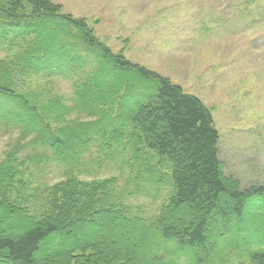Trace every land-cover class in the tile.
<instances>
[{
  "label": "trees",
  "instance_id": "trees-1",
  "mask_svg": "<svg viewBox=\"0 0 264 264\" xmlns=\"http://www.w3.org/2000/svg\"><path fill=\"white\" fill-rule=\"evenodd\" d=\"M0 46L10 62L18 53L27 75L74 78L71 106L90 119L73 124L71 106L35 104L0 79V124L19 128L0 160V264H264V185L241 190L223 173L219 133L198 96L113 53L51 0H0ZM7 60L0 70L12 74ZM29 144L61 165L90 144L108 159L122 153L123 184L84 180L71 164L57 181L36 183L26 164L43 159ZM139 197L154 211L128 202Z\"/></svg>",
  "mask_w": 264,
  "mask_h": 264
},
{
  "label": "rangeland",
  "instance_id": "rangeland-1",
  "mask_svg": "<svg viewBox=\"0 0 264 264\" xmlns=\"http://www.w3.org/2000/svg\"><path fill=\"white\" fill-rule=\"evenodd\" d=\"M51 1L61 5L63 15L84 18L95 37L113 53L168 76L184 91L198 96L209 108L219 133L223 173L237 179L241 190L264 185V0ZM15 49L18 47L12 50ZM17 54L10 62L0 46V65L7 60L9 65L3 66L10 69L12 64L16 68L12 74L0 70L3 82L13 81L9 83L35 104H48L49 99H58L60 105H72L74 78L61 74L47 76L42 72L27 75L21 65L14 63L18 60ZM76 74L82 76V69L71 73L72 76ZM7 103L15 107L16 101L9 99ZM7 103L3 105L9 106ZM71 108L68 117L76 118L73 124L90 121L85 112ZM53 125L60 127L63 123ZM17 137L18 127L0 124V160L4 158L3 151H9L8 147ZM27 138L29 141L32 135ZM47 149L29 148L30 154H41L43 159L41 165L30 160L26 164L30 166L27 173L32 172L36 183L57 181L71 164L77 176L84 180L114 175L123 184L126 172L122 171V153L116 152L108 159L90 144L78 154L76 161L61 165L45 162ZM128 202L144 203L154 211L151 197L132 198ZM91 224L97 228L103 225L100 220ZM240 227L248 230L244 218ZM235 230L236 225L232 224L224 231L231 237ZM69 239L66 237L64 241ZM224 246L225 243L220 242L218 250L222 251Z\"/></svg>",
  "mask_w": 264,
  "mask_h": 264
}]
</instances>
